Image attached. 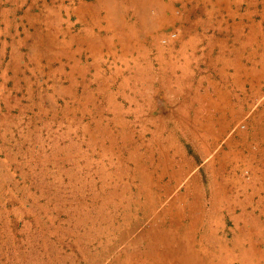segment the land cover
<instances>
[{"label":"rangeland","instance_id":"obj_1","mask_svg":"<svg viewBox=\"0 0 264 264\" xmlns=\"http://www.w3.org/2000/svg\"><path fill=\"white\" fill-rule=\"evenodd\" d=\"M251 9L0 0V264H146L143 207L207 209L217 242L264 251V83L233 66L254 64ZM86 28L101 46L73 40ZM187 61L190 85L170 76Z\"/></svg>","mask_w":264,"mask_h":264},{"label":"bare ground","instance_id":"obj_2","mask_svg":"<svg viewBox=\"0 0 264 264\" xmlns=\"http://www.w3.org/2000/svg\"><path fill=\"white\" fill-rule=\"evenodd\" d=\"M180 208L165 207L160 212L154 207H143L144 219L150 218L151 223L140 229L136 239L140 240L139 256L146 264H262L264 251L257 255L255 250H248L250 244L246 247L237 239L217 242L207 209L190 207L183 213ZM201 222L207 229L199 235L192 229Z\"/></svg>","mask_w":264,"mask_h":264},{"label":"crops","instance_id":"obj_3","mask_svg":"<svg viewBox=\"0 0 264 264\" xmlns=\"http://www.w3.org/2000/svg\"><path fill=\"white\" fill-rule=\"evenodd\" d=\"M246 2V7L249 5L250 0H205V4H206V8L207 11L212 12L211 10L213 9H217V10H235V5H236V9H239L240 5L242 7V4ZM134 6V5H133ZM135 7V8H134ZM133 9L136 10V13L140 14V3H138L136 6H134ZM223 8V9H222ZM223 11V14L225 15V12ZM1 10H0V14H1ZM249 14L247 16H249V23L247 30L245 29L244 31L239 32L240 34H245V43H247L248 46H250V52L254 54V64L252 66L250 65H245L244 61H238V63L233 62V66L238 67L239 68V77H246V82H252L255 84H260V83H264V15H262V17L258 18L257 15L255 14L256 10L255 9H251L248 10ZM219 14V13H218ZM245 20V19H243ZM88 25H91V23H89ZM132 31V29L128 32L125 33H121L120 35L116 34L117 36L121 37L122 40L123 38L126 39V45L129 46L128 48H130L131 46L133 47V51L134 50H140V33L138 30H136L134 32ZM244 32V33H243ZM81 31L79 30L78 33L75 32L73 34V40H76L77 38L80 40L79 42H81V39L83 38V43H88L89 48L91 45H97V46H101L100 44H102V40L100 37V33L98 32H94L89 30V28H86V34L85 35H81ZM112 37L108 38L109 40H112ZM136 39L138 40V42L136 41ZM85 41V42H84ZM131 41H135L134 44H130ZM211 48H213V46H211ZM99 49H103V48H99ZM151 63H148L149 67H151L150 65ZM229 65H223L221 67L218 66V68H220L219 71H216L217 73H220V77L222 79H213L210 77V74H205L204 76L206 77L207 83H208V88L209 86H214L217 91H219V84L221 85V87L224 86V68H227ZM184 73L183 74H179L178 75V69L177 67L173 68V74L170 76L178 79V76H182L185 74V77L189 79V85L192 81V64L190 63V61H187L184 64ZM233 74H236V71L234 70ZM153 78H156V74L152 73Z\"/></svg>","mask_w":264,"mask_h":264},{"label":"built area","instance_id":"obj_4","mask_svg":"<svg viewBox=\"0 0 264 264\" xmlns=\"http://www.w3.org/2000/svg\"><path fill=\"white\" fill-rule=\"evenodd\" d=\"M173 36H176V34L174 33Z\"/></svg>","mask_w":264,"mask_h":264}]
</instances>
